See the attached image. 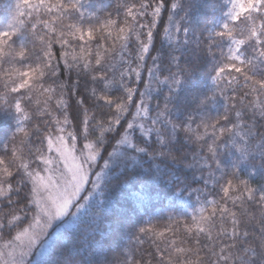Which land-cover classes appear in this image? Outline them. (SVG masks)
Masks as SVG:
<instances>
[{
    "label": "snow or ice",
    "instance_id": "6c2138e0",
    "mask_svg": "<svg viewBox=\"0 0 264 264\" xmlns=\"http://www.w3.org/2000/svg\"><path fill=\"white\" fill-rule=\"evenodd\" d=\"M0 264H264V0H0Z\"/></svg>",
    "mask_w": 264,
    "mask_h": 264
},
{
    "label": "trees",
    "instance_id": "16d2710c",
    "mask_svg": "<svg viewBox=\"0 0 264 264\" xmlns=\"http://www.w3.org/2000/svg\"><path fill=\"white\" fill-rule=\"evenodd\" d=\"M159 43V41H157V44Z\"/></svg>",
    "mask_w": 264,
    "mask_h": 264
}]
</instances>
